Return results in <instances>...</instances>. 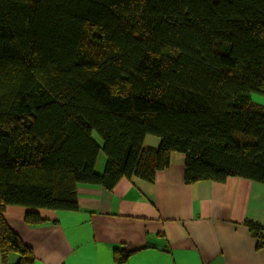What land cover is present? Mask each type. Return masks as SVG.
<instances>
[{"label":"trees","instance_id":"1","mask_svg":"<svg viewBox=\"0 0 264 264\" xmlns=\"http://www.w3.org/2000/svg\"><path fill=\"white\" fill-rule=\"evenodd\" d=\"M254 92L264 95V0H0L4 264L12 252L34 262L7 207L39 225L40 209H77L78 183L152 181L173 152L185 154L187 183H264ZM149 134L157 149L144 148ZM247 224L262 245L264 228Z\"/></svg>","mask_w":264,"mask_h":264},{"label":"crops","instance_id":"2","mask_svg":"<svg viewBox=\"0 0 264 264\" xmlns=\"http://www.w3.org/2000/svg\"><path fill=\"white\" fill-rule=\"evenodd\" d=\"M159 145L146 136L144 148ZM185 160L173 152L152 181L80 182L77 209H40L47 219L39 225L25 222L22 206L7 207L5 217L32 247L33 264H264V243L247 224L264 228V183L242 176L187 183ZM106 164L100 151L94 172ZM118 249L130 252L127 259H118ZM19 259L12 252L8 264Z\"/></svg>","mask_w":264,"mask_h":264},{"label":"rangeland","instance_id":"3","mask_svg":"<svg viewBox=\"0 0 264 264\" xmlns=\"http://www.w3.org/2000/svg\"><path fill=\"white\" fill-rule=\"evenodd\" d=\"M252 96L253 98H255L256 101H259V103H262V102L264 103V95L254 92ZM94 136L96 137L97 141L102 145L103 141L101 137L96 133H94ZM101 152L105 154L103 151Z\"/></svg>","mask_w":264,"mask_h":264}]
</instances>
